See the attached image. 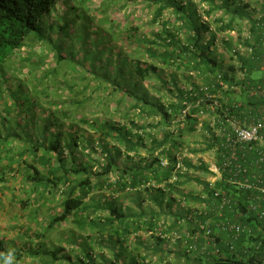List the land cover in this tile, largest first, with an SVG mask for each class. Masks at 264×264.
<instances>
[{
	"label": "trees",
	"instance_id": "trees-1",
	"mask_svg": "<svg viewBox=\"0 0 264 264\" xmlns=\"http://www.w3.org/2000/svg\"><path fill=\"white\" fill-rule=\"evenodd\" d=\"M57 2L0 0V76L5 68H21L22 60L15 65L13 60L24 49L29 73L40 71L45 83H32L28 90L35 94L33 105L45 118L44 132L52 131L53 139L46 147L50 177H36L34 169L32 178L46 190L61 191L59 203L51 209L49 229L73 219L79 229L91 234L81 240L74 232L65 243L52 247L43 243L24 251H9L0 240V264L20 263L26 256L32 257L31 264H148L147 254L142 253L144 242L153 239L157 248L165 239L156 233L158 221L172 217L179 225L175 229L182 231L178 221L184 218L194 233L205 218L195 203L205 201L203 195L213 197L209 182L195 175L209 173L208 163H195L184 155V170L177 168L178 154L186 148L185 135L196 131L198 119L192 107L183 124L176 121L184 102L194 98L180 87L175 74L182 71L190 77L192 70L207 84L214 83L217 75L224 81L236 80L237 67L225 64L212 50L215 36L206 41L208 25L202 22L199 9L207 3L205 14L223 22L220 29L232 28L241 19L251 20L252 13L248 4L234 0H102L99 12L90 11L86 0H74L67 14L57 12L52 18ZM114 4L131 7L120 22L109 16ZM143 11L150 16L151 29L146 34L137 23L143 22ZM36 44L42 48L38 50ZM241 61L250 77L256 64ZM165 68L177 70L169 80L162 73ZM153 78L160 83L157 91L166 93L165 100L155 99L143 86ZM15 87L12 91L2 86V92L22 101ZM89 108L101 115L88 117ZM151 116L159 119L151 122ZM40 146L44 143L36 148ZM192 181L202 185L200 193L186 190ZM217 185L238 200L245 196L232 185ZM119 197L133 198L132 211L129 207L124 212L116 202ZM132 212L135 217L128 214ZM190 212H195L191 218ZM147 253L160 254L157 249ZM183 256L190 260L187 254L179 259ZM241 256L239 260L230 253L198 256L193 263L248 264V258Z\"/></svg>",
	"mask_w": 264,
	"mask_h": 264
},
{
	"label": "built area",
	"instance_id": "built-area-1",
	"mask_svg": "<svg viewBox=\"0 0 264 264\" xmlns=\"http://www.w3.org/2000/svg\"><path fill=\"white\" fill-rule=\"evenodd\" d=\"M234 1L238 5L248 4L252 19L236 21L232 28L220 29L223 22L209 19L205 14L207 8L199 9L202 22L208 25L206 41L214 35V54L218 52L219 58L225 47L226 62L235 65L237 71L235 81H224L217 75L214 83L183 88L194 100L184 102L186 106L176 121L183 124L186 114L195 107L198 123L201 116V125L208 126L204 129L203 144L213 150L215 158L208 165L211 177L207 179L213 197L203 195L205 201L195 205L198 214L205 216L199 229L191 233L185 219L180 218L183 230L169 232L168 222L158 221L157 235L181 240L180 251L190 257H181L178 264H194L198 256L225 253L237 260L244 255L248 264H264V0ZM242 59L255 63L254 71L262 75L248 77L247 69H242ZM188 74L198 76L192 70ZM237 94L243 99H237ZM183 157L178 154L177 168L182 171ZM218 183L241 189L245 196L238 200ZM194 214L190 212L188 217Z\"/></svg>",
	"mask_w": 264,
	"mask_h": 264
},
{
	"label": "crops",
	"instance_id": "crops-1",
	"mask_svg": "<svg viewBox=\"0 0 264 264\" xmlns=\"http://www.w3.org/2000/svg\"><path fill=\"white\" fill-rule=\"evenodd\" d=\"M55 10L54 8L50 14L52 18L57 17ZM69 10L70 7H66L63 13L67 14ZM61 21V19H58L57 23L59 24ZM25 52V49L20 50L15 55ZM218 54L216 52L217 56ZM10 65H12V62H10ZM5 69L6 73L11 71L8 68ZM2 84L0 82V204H6L7 206L3 215L0 213V232L5 233L3 236L0 235V240H2L4 247L9 251H24L25 247H37L44 245L43 243H45L46 247H52L53 244L65 243L74 232L80 237L79 239H84L91 232L87 229H79L73 219L56 227L48 228L50 213H52L51 209L55 204L59 203L61 191L55 192L56 189L49 190L50 188L46 190L44 185L36 183L32 177L36 175L34 169L38 171L36 177L44 179L50 177L48 174L50 166L46 163L48 157V149L46 147L50 140L53 139V133L52 131L44 132L43 125L45 118L39 109H37L36 114L30 115V118H24L26 112L21 107L24 101L6 96L4 94L6 91L2 92L4 88H2ZM16 88L12 86L11 90L14 91ZM26 123H28V133L23 129ZM204 129H208V126L204 125ZM203 137L205 136L203 135ZM42 143H44V147L40 146V148H36L38 144L41 145ZM208 148L204 147L199 150L198 147L192 148V150L194 154L198 155L196 157H202L203 154L208 155L209 153H212L214 156L213 150ZM200 160L204 161V158L202 157ZM116 202L124 209V212L129 207L132 211L135 204L133 198L129 197H119ZM21 203H23L21 211H15V213L9 212L8 205L14 207V205ZM148 204L150 202L147 198ZM0 209L2 210L3 207ZM17 209L19 208L17 207ZM128 214L132 215V217L136 216L135 212ZM171 218H166L168 228L169 223L171 226V229L169 228L168 230L169 232L177 230L175 228L179 226ZM140 234L142 236L147 235L144 233ZM40 236L43 237L40 238ZM181 243H183L181 240L174 241L171 238H167L161 241L159 247L154 248V241H145L144 245L146 249L142 253L147 254V261H150L148 264H178L179 257L182 255L180 251ZM151 249H157L160 254L154 256L148 254L147 252L150 253ZM97 258H100L99 254ZM167 259L172 260V262L163 263Z\"/></svg>",
	"mask_w": 264,
	"mask_h": 264
},
{
	"label": "rangeland",
	"instance_id": "rangeland-1",
	"mask_svg": "<svg viewBox=\"0 0 264 264\" xmlns=\"http://www.w3.org/2000/svg\"><path fill=\"white\" fill-rule=\"evenodd\" d=\"M86 1H87L86 5H88V8L90 9V11H95V9H96V12H99V7H100L99 4H100V1H102V0H86ZM220 2H221V0H218V3H220ZM118 4H120V2H118ZM118 4H114L111 7L110 11L109 10L108 11H109V16H111V18L117 19L120 22L121 20H124L123 18H125L127 16V14L131 11V7H127L125 9L124 8L121 9ZM70 5H74V0H58V2L56 4V7H55V9H56L55 11H56V13L57 12L61 13V12L64 11V9L66 7H70ZM62 7H64V8H62ZM207 7H208V4L205 3V4L201 5L200 9H204V8H207ZM218 13L220 14L221 10H219ZM214 16H216V15L214 14ZM142 18H143V22L140 20L137 23L141 25L140 32L146 34L151 29L150 25L148 24V19L150 18V16L147 14L146 11H143ZM55 30H59V28L55 27ZM56 42L60 43L59 40H56ZM115 42L118 44V40H116ZM35 46H37V44ZM36 48L38 50H40V48H42V47L39 45ZM224 50L220 53L221 55H219L218 59L223 60L224 63L226 64L227 63L226 62L227 61V50L225 49V47H224ZM15 56L16 57H14V60H13L14 65L18 61L22 60L21 61V64H22L21 68L16 69V70H11L9 73L3 74L0 77V82L4 83V85H5V86L3 85L4 88H6V86L12 88V86H17L18 85L17 92H20L19 93L20 100L25 102V104H23L21 106V107H23V111L26 112L25 115H24V118H27V117L30 118L31 117L30 115H32L34 110H36L38 107H36L35 104L33 105V101H34L33 96H35V94L30 92L28 89L30 88L32 83L33 84L42 83V82L45 83V81H43L41 79L40 71H37V73H36V71L33 72V73H29V71H28L29 69L27 68L28 67V61H27V59L24 60V58H23L24 55L23 54H16ZM146 58H147V61H151L150 58L144 57L145 60H146ZM49 60H50V58L48 57L47 61H49ZM23 62H24V64H23ZM41 65H42V63H41ZM38 70H40V69H38ZM168 71H170L171 73L168 72ZM174 71H177V70H172L171 71L168 68H165V70H163L162 73H163L164 77L167 80H169L172 77V72H173V74H175ZM188 73H189V71H188ZM185 75H186V73H185ZM261 75H262V73L259 72V71H254L251 74V76H253V77L261 76ZM175 76H176V79L178 81V84L182 88H186L188 86H191L192 84L195 85V84H199V83L203 82V79L200 76H194V75L191 76L190 75V77H184V72H182V71H178V73H176ZM5 81H6V83H5ZM159 85H160V83L155 78L149 79V80H146V81L143 82V86L147 90H149L150 94L155 99H161L162 98V99L165 100L164 96L166 95V93L163 92V91L162 92L157 91V88H158ZM236 98L240 100V99H243V96L241 94H237ZM31 103H32V106H31ZM113 104H114V102L111 103V106ZM94 111H95L94 108H89L88 112H87L88 117L89 116L93 117V115L94 116L95 115H101V111H100V113L92 114V113H94ZM20 116H22V114H20ZM115 116H116L117 119L120 118V114H116ZM156 119L158 120L159 117H155V116H151L150 117V121L151 122L155 121ZM199 120H200V122L198 123V128L196 129V131H194L192 133H186V135H185L186 148H185L184 154L180 153V155H186L185 157H187L188 159H192L195 163H199V160L202 159V157H203L204 158V162H206V163L209 162V164H210V162L212 161L211 159L215 158L212 153H209L208 155H204L203 154L202 157H196L198 155L194 154L193 150H192V148H198L199 147V150H200V149L205 147L203 145L204 127L201 125V122L203 121V117L200 116ZM23 129L25 130V132H27V133L29 132L28 126L24 125ZM155 133H157L158 137L161 136L160 135L161 132L160 131L157 132V129H155ZM195 175H197L200 179H208V178L211 177L210 173H207V174H202V173L196 174L195 173ZM201 187H202L201 184H198L195 181H192L190 184L187 185L186 189L191 191V192H194V193H197V192L200 193ZM195 204H196V206H198L197 203H195ZM21 205H22V203L14 205L15 208L12 205H8L9 206V212L15 213V211H21V208H22ZM6 206H7L6 204H4V205L0 204V208L3 207L2 210L0 209L1 215H3V213L6 211V209H5ZM192 206H194V205H192ZM17 207L19 209H17ZM174 210H175V208H174ZM163 219L164 218H161L160 220H163ZM2 231H4V230H2ZM0 235L3 236V235H5V233L4 232H0ZM142 238L143 239H145V238L147 239L148 235L142 236ZM147 241L152 242L151 240H149V238L147 239ZM173 261H175V260H173ZM32 262H33L32 257L26 256V257H24V259L20 263L13 260L11 264H31ZM170 262H172V260ZM33 264H38V262H35Z\"/></svg>",
	"mask_w": 264,
	"mask_h": 264
}]
</instances>
